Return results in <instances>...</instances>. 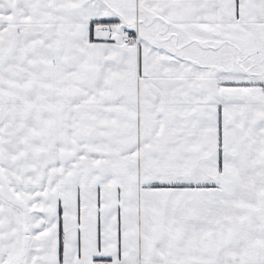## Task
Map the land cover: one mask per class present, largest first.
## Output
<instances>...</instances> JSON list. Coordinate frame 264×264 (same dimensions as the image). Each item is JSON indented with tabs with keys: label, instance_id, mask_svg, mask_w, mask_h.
Returning a JSON list of instances; mask_svg holds the SVG:
<instances>
[{
	"label": "snow or ice",
	"instance_id": "snow-or-ice-1",
	"mask_svg": "<svg viewBox=\"0 0 264 264\" xmlns=\"http://www.w3.org/2000/svg\"><path fill=\"white\" fill-rule=\"evenodd\" d=\"M0 264H264V0H0Z\"/></svg>",
	"mask_w": 264,
	"mask_h": 264
}]
</instances>
